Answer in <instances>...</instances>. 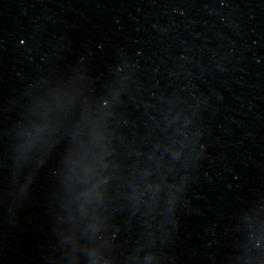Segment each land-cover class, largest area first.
Masks as SVG:
<instances>
[{
    "label": "water",
    "instance_id": "obj_1",
    "mask_svg": "<svg viewBox=\"0 0 264 264\" xmlns=\"http://www.w3.org/2000/svg\"><path fill=\"white\" fill-rule=\"evenodd\" d=\"M0 264H264V0H0Z\"/></svg>",
    "mask_w": 264,
    "mask_h": 264
}]
</instances>
